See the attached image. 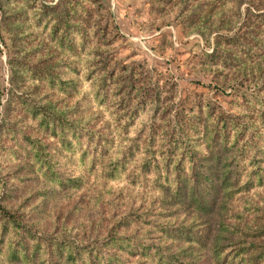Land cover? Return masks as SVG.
Instances as JSON below:
<instances>
[{
    "label": "trees",
    "instance_id": "16d2710c",
    "mask_svg": "<svg viewBox=\"0 0 264 264\" xmlns=\"http://www.w3.org/2000/svg\"><path fill=\"white\" fill-rule=\"evenodd\" d=\"M8 1L0 0V23L15 51L14 58H7L14 90L0 115V169L4 163L12 168L6 175L0 170V245L8 248L9 261L264 264V199L246 198L264 183V109L244 120L239 111L197 103L196 113L183 115L180 133L159 141L162 148L154 149L150 127L144 132L141 126L133 134L118 133L114 147L93 128L97 116L84 115L83 107L61 100L73 92L85 95L86 82L89 101L100 105L104 84L113 83V91L121 86L110 80L113 71L97 72L104 62L98 44L104 43H88L96 29L101 38L104 31L91 21L89 9L80 0H24L15 7ZM238 5L237 0H222L218 17L233 16ZM250 14L245 44L237 46L232 36L223 37L237 46L234 61L264 54V9ZM42 40L52 46L50 52ZM220 61L225 62L223 55ZM1 93L0 87V99ZM128 102L113 101L121 105L124 115L114 118L122 120V127L147 109L144 101ZM105 110L113 111L107 105ZM4 138L10 145H1ZM108 148L113 150L106 156ZM95 170L106 179L147 182L154 192L141 205L111 215L105 226L96 224L89 231L93 234L41 238L27 226L32 202L52 198L62 188L79 190ZM27 176L40 183L12 202L16 181ZM240 199L244 203L239 208ZM246 210L252 213L249 219ZM48 254L51 258H43Z\"/></svg>",
    "mask_w": 264,
    "mask_h": 264
},
{
    "label": "rangeland",
    "instance_id": "374dc122",
    "mask_svg": "<svg viewBox=\"0 0 264 264\" xmlns=\"http://www.w3.org/2000/svg\"><path fill=\"white\" fill-rule=\"evenodd\" d=\"M80 1L89 9L91 21L95 19L104 31L101 38L96 29L88 43V46L98 43L96 40L104 43L98 44L104 62L101 71L97 72L107 71L109 74L108 71H113L110 80L121 83V86L113 91V83L104 84V102L100 105L89 101L91 90L86 82L82 83L85 95L80 97L79 93L73 92L61 100L67 106L83 107L84 115L97 116L91 122L93 128L106 134L114 147L118 133L133 134L141 126L144 132L150 127L155 139L154 149L162 148L164 143L159 141L180 133L183 115L196 113L197 103H209L228 113L239 111L237 116L244 120L256 109H264V54L253 61L233 60L238 57L237 46L245 44L247 39L248 22L253 19L250 12L264 9V0H237L239 5L234 15L225 14L223 18H219L217 12L222 0ZM8 2L13 7L24 5V0ZM226 2L227 8L231 9V4ZM224 35L232 36L237 46L225 43ZM41 43L45 50L50 52L53 49L49 42L42 40ZM221 55L225 58L224 63L220 61ZM14 57L15 51L0 23V115L6 110L7 97L14 90L7 64V58ZM119 99H127L128 103L144 101L147 109L133 115L132 123L122 127V120L114 118L116 114L124 115L120 114L121 105L113 103ZM105 105L113 109L111 114L105 110ZM154 107L155 111L158 109L157 114H154ZM163 108L164 112L159 113ZM3 141L1 145H10L6 138ZM112 150L108 148L106 156L111 155ZM11 168L10 164L4 163L1 169L6 175ZM100 173L95 170L89 174L79 190L62 188L52 198H38L32 202L27 213V226L41 238L93 234L89 231L92 232L91 228L96 224L105 226L111 215L141 205L154 192L147 182L129 184L119 178L106 179ZM27 177L21 183L16 181V186L12 184L15 187L12 202L40 183ZM11 182L8 181V185ZM2 191L0 189V194ZM259 197L264 199V183L246 194L252 202L258 201ZM243 203L240 199L237 206L240 208ZM245 212L246 219H249L252 213ZM7 253L8 248L1 244L0 264H21L9 261ZM48 257L51 258L50 254L43 256ZM49 263L58 264L53 260ZM32 264H38L37 260Z\"/></svg>",
    "mask_w": 264,
    "mask_h": 264
}]
</instances>
